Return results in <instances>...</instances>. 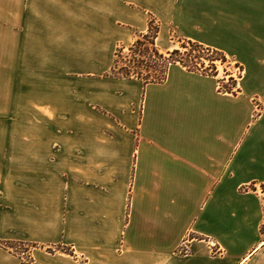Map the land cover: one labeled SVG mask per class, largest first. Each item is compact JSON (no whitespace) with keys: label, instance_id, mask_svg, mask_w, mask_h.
<instances>
[{"label":"crops","instance_id":"obj_1","mask_svg":"<svg viewBox=\"0 0 264 264\" xmlns=\"http://www.w3.org/2000/svg\"><path fill=\"white\" fill-rule=\"evenodd\" d=\"M151 18L161 52L243 68L235 94L180 65L108 77ZM263 188L264 0H0V264H23L5 242L32 264H264Z\"/></svg>","mask_w":264,"mask_h":264},{"label":"trees","instance_id":"obj_2","mask_svg":"<svg viewBox=\"0 0 264 264\" xmlns=\"http://www.w3.org/2000/svg\"><path fill=\"white\" fill-rule=\"evenodd\" d=\"M159 33V24H157L155 19L151 18L148 32L141 35L129 49L132 54V59L129 60L128 64L124 63L121 66H119L120 62L115 60L114 66L108 76L116 79L137 80L143 82L145 85L157 84L166 80L170 66L179 64L189 72L215 77V73H217L215 62L219 60L224 63L229 61L223 53L188 40H179L181 45L179 49L169 51L167 54L162 53L156 46ZM182 50L211 53L212 57L209 60V68L205 67V63L200 61L201 59L195 62L186 59L189 56V52H183ZM208 69L212 70V74L208 72ZM234 82L236 84L235 80ZM228 93L235 94V91H228ZM22 244V242L3 243L8 249L17 248V246H21ZM56 249V251L73 254L72 250L62 245L57 246Z\"/></svg>","mask_w":264,"mask_h":264},{"label":"rangeland","instance_id":"obj_3","mask_svg":"<svg viewBox=\"0 0 264 264\" xmlns=\"http://www.w3.org/2000/svg\"><path fill=\"white\" fill-rule=\"evenodd\" d=\"M132 45H118L115 48V52H114V62H115V60L119 61L120 62L119 66L123 65L124 63L128 64L129 60L132 59V54L130 53V50H129ZM180 46L181 45L179 43L178 49L180 48ZM182 51L187 52V53L189 52V56H187L186 59L191 60L193 62L199 61L201 59L200 61L205 63V67L209 68V66H210L209 60L212 57L211 53H207V52L199 53L198 51H191V50H188V51L182 50ZM120 52H122V54H120ZM162 53H165V52H162ZM165 54H167V52ZM201 57H203V58H201ZM215 65L217 67V73H215L216 74L215 77L220 78L219 79V91L224 92V93H228V91L235 90L237 87V78L242 76L243 68L239 67V65L233 64V62L231 60H229L228 62H225V63L221 62L219 60V61L215 62ZM173 66H176V65H173ZM173 66H170L169 71ZM3 70H5V69L3 68ZM211 71H212L211 69H208V72L210 74H212ZM2 73H3V75L1 77V83H2V85H1L2 91L1 92H2V96L4 97V96H6L7 92L9 91V79H8V75H6L5 71H2ZM114 79H116V78H114ZM234 80L236 81V84H235ZM258 107L260 110V106H258ZM263 192H264V188H263ZM22 243L23 244L21 246H17V248L10 249V250L21 258V260L23 261V264H32L33 263L32 252L34 249L38 248V246L35 244H30V243H24V242H22ZM56 247L57 246L47 249V252H49L51 254L63 253L60 251H56L57 250ZM50 249H52V251H50ZM67 249H70V248H67ZM65 254H67V253H65Z\"/></svg>","mask_w":264,"mask_h":264}]
</instances>
